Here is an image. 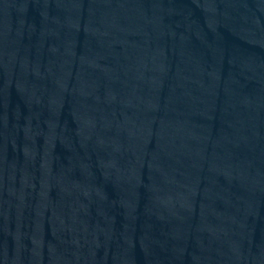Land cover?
<instances>
[{
	"label": "water",
	"instance_id": "water-1",
	"mask_svg": "<svg viewBox=\"0 0 264 264\" xmlns=\"http://www.w3.org/2000/svg\"><path fill=\"white\" fill-rule=\"evenodd\" d=\"M0 264H264V0H0Z\"/></svg>",
	"mask_w": 264,
	"mask_h": 264
}]
</instances>
